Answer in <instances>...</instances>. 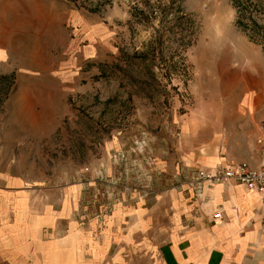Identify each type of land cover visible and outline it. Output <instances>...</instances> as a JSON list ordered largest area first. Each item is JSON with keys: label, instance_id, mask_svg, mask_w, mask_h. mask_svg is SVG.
<instances>
[{"label": "rangeland", "instance_id": "obj_1", "mask_svg": "<svg viewBox=\"0 0 264 264\" xmlns=\"http://www.w3.org/2000/svg\"><path fill=\"white\" fill-rule=\"evenodd\" d=\"M263 120L264 0H0L13 190L95 186L160 233L199 169L260 162Z\"/></svg>", "mask_w": 264, "mask_h": 264}, {"label": "crops", "instance_id": "obj_2", "mask_svg": "<svg viewBox=\"0 0 264 264\" xmlns=\"http://www.w3.org/2000/svg\"><path fill=\"white\" fill-rule=\"evenodd\" d=\"M12 188L0 175V264H264L261 196L235 183L186 187L160 233L139 201L84 200L95 186L52 201L45 188Z\"/></svg>", "mask_w": 264, "mask_h": 264}, {"label": "built area", "instance_id": "obj_3", "mask_svg": "<svg viewBox=\"0 0 264 264\" xmlns=\"http://www.w3.org/2000/svg\"><path fill=\"white\" fill-rule=\"evenodd\" d=\"M262 147L261 159L258 167L250 165L248 162L232 164L226 168L199 169L192 183L196 192L201 194L205 188H213L218 184L235 183L242 186L248 192L261 196L264 205V122L262 124ZM220 211L213 215L215 221L222 220Z\"/></svg>", "mask_w": 264, "mask_h": 264}, {"label": "bare ground", "instance_id": "obj_4", "mask_svg": "<svg viewBox=\"0 0 264 264\" xmlns=\"http://www.w3.org/2000/svg\"><path fill=\"white\" fill-rule=\"evenodd\" d=\"M259 65H260V62H255V63H254V66H255V67H257V66H259ZM239 83L242 85V84H243V83H242V80L238 82V85H239ZM241 85H239V87H240ZM224 87H225V88H228L227 85H224ZM229 89H230V88H229ZM241 89H242V88H241ZM230 100H231V99H230ZM230 104H231V102L228 103L227 106H230ZM215 161H216V160H215ZM217 162H218V161H217Z\"/></svg>", "mask_w": 264, "mask_h": 264}]
</instances>
